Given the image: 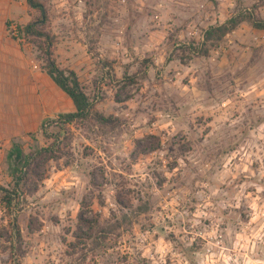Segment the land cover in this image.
Here are the masks:
<instances>
[{
	"label": "rangeland",
	"instance_id": "374dc122",
	"mask_svg": "<svg viewBox=\"0 0 264 264\" xmlns=\"http://www.w3.org/2000/svg\"><path fill=\"white\" fill-rule=\"evenodd\" d=\"M55 1L88 55L54 58L93 112L15 139L17 181L0 153V264H264V32L182 48L241 11L264 21V0ZM39 43L22 44L38 76Z\"/></svg>",
	"mask_w": 264,
	"mask_h": 264
},
{
	"label": "crops",
	"instance_id": "0c3cea01",
	"mask_svg": "<svg viewBox=\"0 0 264 264\" xmlns=\"http://www.w3.org/2000/svg\"><path fill=\"white\" fill-rule=\"evenodd\" d=\"M40 1L53 5L52 12L59 7L56 6L59 1ZM60 1L66 4L70 0ZM33 13L25 0L0 1V153L6 155L15 139L36 131L45 117L74 113L71 101L45 74L38 76L29 72L27 46L9 37L7 24L24 27L32 22L30 15ZM49 21L51 33L57 40L54 46L57 59L72 56L77 49L87 54L85 46L72 36L70 29L56 27L57 22L51 18ZM30 80L39 86V94L31 92Z\"/></svg>",
	"mask_w": 264,
	"mask_h": 264
},
{
	"label": "trees",
	"instance_id": "16d2710c",
	"mask_svg": "<svg viewBox=\"0 0 264 264\" xmlns=\"http://www.w3.org/2000/svg\"><path fill=\"white\" fill-rule=\"evenodd\" d=\"M25 1L29 9L37 13L38 18L24 27L17 26L18 37L22 42L20 44L28 43L29 39L33 38L40 42L38 50L42 55L43 60L46 62L43 71L58 88V90L71 101L74 107V113L59 115L57 117V122L64 121L65 123L70 124L75 120H81L90 116L93 112V106L84 93L78 81L77 75L73 71L61 69L57 65L54 58L53 51L56 43V37L51 32L47 33L44 31V28L50 25L47 17V4L45 2H41L40 0ZM244 22H248L253 29L264 32V21L257 17L253 9L241 11L221 25L208 27L205 31H203L201 37L202 41L200 43L196 44L192 42L187 44V46L182 45V48L190 53V57H207L211 51L217 49L219 43L222 42L227 35L234 32L240 24ZM7 27L9 28L10 25L7 24ZM13 40L16 41V39ZM105 67H107L106 64ZM127 82L128 84L133 83V81L129 79H127ZM42 152L43 151L38 153L36 152L37 158H41ZM30 160V157L24 156L22 149L18 145L13 144L10 151L6 155L9 175L13 178V180H18L17 174L19 173L20 167L24 165V163L30 162ZM0 192L8 194V192L3 191V189H0ZM7 205L8 208H10L11 201H8ZM78 224L79 227H87L89 232L92 233L93 236L97 237L89 221L82 219L81 216H79ZM78 232L81 233V229H78ZM101 232L104 233L103 230H101ZM106 234L107 232H105V235ZM13 235L19 240L20 235L18 231H14ZM105 235L103 239H105ZM87 242H89L91 246H94L95 238L87 239ZM11 254L13 255V253ZM13 264H20V262L13 259Z\"/></svg>",
	"mask_w": 264,
	"mask_h": 264
},
{
	"label": "built area",
	"instance_id": "2783aa9c",
	"mask_svg": "<svg viewBox=\"0 0 264 264\" xmlns=\"http://www.w3.org/2000/svg\"><path fill=\"white\" fill-rule=\"evenodd\" d=\"M8 33L10 38L16 39L17 42L22 43L18 37L17 26L14 25L10 26Z\"/></svg>",
	"mask_w": 264,
	"mask_h": 264
}]
</instances>
